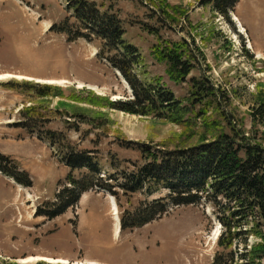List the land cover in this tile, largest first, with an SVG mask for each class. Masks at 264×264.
Here are the masks:
<instances>
[{
	"label": "rangeland",
	"instance_id": "1",
	"mask_svg": "<svg viewBox=\"0 0 264 264\" xmlns=\"http://www.w3.org/2000/svg\"><path fill=\"white\" fill-rule=\"evenodd\" d=\"M92 1L113 9L126 30L124 38L142 52L144 68L152 76L161 75L179 98L188 92L189 84L170 81L165 65L154 62L150 50L157 37L150 32L156 30L172 41H195L199 59L193 75L203 73L226 90L227 110L238 127L264 145V124L254 123L250 114L264 101V0H240L229 16L216 12L205 0ZM66 3L0 0V152L16 159L33 178V185L24 187L0 171V264H97L94 260L99 264H211L224 250L219 246L223 227L206 203L173 206L161 218L119 233V213L120 218H130L145 200L165 197L166 189L155 187L151 193L143 190L132 195L118 189L120 212L111 193L93 189L54 219L35 215L38 207L56 200L71 172L58 148L41 139L40 133L58 132L76 153L97 156L101 167L97 176L108 181L114 172L112 159L129 171L134 163H141L137 143L176 148L182 141H197V137L190 139V130L155 115L98 108L96 115L103 120L97 126L72 116L71 106L88 112L93 108L70 101L68 109L60 103L72 96L84 99L93 91L125 101L136 95L123 75L97 55L99 39L70 42L66 34L51 30L68 17ZM13 78L60 84L63 95L44 101L40 112L45 122L38 120L42 124L37 123L34 132L17 123L22 120V105L38 97H24L1 85ZM193 130L202 128L199 124ZM88 172L74 173L80 177ZM260 240L250 236L248 243L252 246ZM232 249L227 260L242 264L243 247L236 242Z\"/></svg>",
	"mask_w": 264,
	"mask_h": 264
},
{
	"label": "trees",
	"instance_id": "2",
	"mask_svg": "<svg viewBox=\"0 0 264 264\" xmlns=\"http://www.w3.org/2000/svg\"><path fill=\"white\" fill-rule=\"evenodd\" d=\"M238 2L240 0H205L206 4L212 5L216 12L225 16H229ZM66 9L68 17L52 25L51 30L66 34L70 42L79 38L92 41L99 39V58L118 69L136 95L134 99L125 101L114 100L93 91L84 99L72 96L69 102L60 103L66 107L72 103L70 101L74 105L85 103L93 106L90 109L94 113L71 106L74 108V112H70L72 116L97 126L102 119L96 115L100 114L98 108L140 116L155 115L190 130V139L197 137V141H182L176 148L137 143L141 163L132 162L133 169L129 171L115 165V159H112L114 172L108 181L97 176L101 170L97 156L76 153L71 144L66 142V136L62 135L61 138L58 132L40 133L41 139L58 148L71 172L57 193L56 200L38 207L35 215L54 219L76 206L83 193L93 189L111 193L117 206H120L118 189L126 195H132L143 190L151 193L153 188L158 187L166 189L167 195L156 200H145L130 218L122 217V230L144 226L161 218L173 206L206 203L223 227L219 246L224 250L215 255L211 264H230L227 258L233 254L232 248L236 242L243 247L240 253L242 264H263L264 145L238 127L235 118L227 110L224 98L228 97L226 90L213 84L203 73L193 75L199 59L195 52V41L187 38L172 41L156 30L149 31L157 37L150 50L154 62L165 65V73L170 81L177 85L189 84L188 92L179 98L162 82L161 75L152 76L144 68L146 64L142 52L136 44L124 38L126 30L113 9L98 6L92 0H67ZM141 69L144 70L139 73ZM141 75H144L143 79ZM1 85L24 97H38L39 102L37 99V102L30 100L19 110L22 120L17 125L31 132L35 131L37 123H41L38 120L45 122V115L40 112L43 103H47L44 101L63 95L58 85L41 84L28 79L20 82L13 78ZM250 114L254 123L264 124V101L254 106ZM199 124L202 130L194 131L193 128ZM83 169L89 172L77 177L74 172ZM0 171L24 187L33 185L31 173L22 169L16 159L2 152ZM250 236L261 240L250 246ZM41 263L44 264L42 261L38 264Z\"/></svg>",
	"mask_w": 264,
	"mask_h": 264
},
{
	"label": "bare ground",
	"instance_id": "3",
	"mask_svg": "<svg viewBox=\"0 0 264 264\" xmlns=\"http://www.w3.org/2000/svg\"><path fill=\"white\" fill-rule=\"evenodd\" d=\"M235 20L236 21H238V23L240 24V27H241V33H244L245 32V27L244 26H242V24L240 23L241 22V20L239 19V18H237L236 17V15H235ZM247 33V32H246ZM249 45H250V47L252 46L251 45V43H249ZM119 73V72H118ZM123 80H124V82L129 86V83L123 78ZM49 83H52V82H49ZM54 83V82H53ZM130 87V86H129ZM20 185V184H19ZM111 198H113V197H111ZM114 199V198H113ZM114 201H115V199H114ZM115 203H116V201H115ZM116 212H117V210L119 211V209H118V206H117V203H116ZM119 219H120V213H119ZM119 226H120V224H119ZM117 233V232H116ZM119 233H121V228H120V232ZM118 233V234H119Z\"/></svg>",
	"mask_w": 264,
	"mask_h": 264
},
{
	"label": "crops",
	"instance_id": "4",
	"mask_svg": "<svg viewBox=\"0 0 264 264\" xmlns=\"http://www.w3.org/2000/svg\"><path fill=\"white\" fill-rule=\"evenodd\" d=\"M116 234H117V233H116ZM53 258H55V257H53ZM60 259H61V258H60ZM62 260L65 261L66 259H63V258H62ZM88 260H89V259H88ZM90 260H91V259H90ZM94 261H95L97 264L100 263L98 260H94ZM89 263H90V261H89Z\"/></svg>",
	"mask_w": 264,
	"mask_h": 264
}]
</instances>
